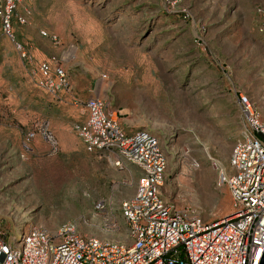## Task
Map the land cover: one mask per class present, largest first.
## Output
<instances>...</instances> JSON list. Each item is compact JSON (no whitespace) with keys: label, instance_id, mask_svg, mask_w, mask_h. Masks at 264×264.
Listing matches in <instances>:
<instances>
[{"label":"rangeland","instance_id":"1","mask_svg":"<svg viewBox=\"0 0 264 264\" xmlns=\"http://www.w3.org/2000/svg\"><path fill=\"white\" fill-rule=\"evenodd\" d=\"M262 23L264 0H15L13 39L0 30V225L17 235L72 224L82 236L128 242L119 205L139 171L84 149L74 99L92 95L120 111L125 130L157 138L164 199L207 221L227 215L217 175L245 125L236 95L264 121ZM50 57L69 78L58 95L34 83Z\"/></svg>","mask_w":264,"mask_h":264},{"label":"built area","instance_id":"2","mask_svg":"<svg viewBox=\"0 0 264 264\" xmlns=\"http://www.w3.org/2000/svg\"><path fill=\"white\" fill-rule=\"evenodd\" d=\"M14 6L15 0H0V30L10 39ZM34 83L52 95L70 87L64 64L54 57L39 62ZM236 100L245 125L230 150L228 170L217 175L232 206L227 215L207 221L163 198L167 160L154 135L125 130L120 111L98 95L74 99L83 116L74 130L84 149L139 171L133 193L119 205L128 242L82 236L72 224L50 231L31 226L17 235L0 225V264H258L264 248V121L245 95L237 94ZM38 131L54 150L52 134L43 127ZM34 135L32 129L23 134L24 147Z\"/></svg>","mask_w":264,"mask_h":264},{"label":"water","instance_id":"3","mask_svg":"<svg viewBox=\"0 0 264 264\" xmlns=\"http://www.w3.org/2000/svg\"><path fill=\"white\" fill-rule=\"evenodd\" d=\"M258 264H264V248H263V251L261 253L260 259L258 261Z\"/></svg>","mask_w":264,"mask_h":264}]
</instances>
